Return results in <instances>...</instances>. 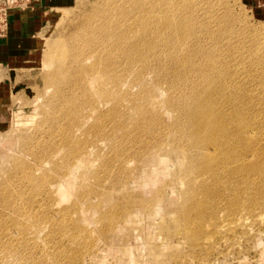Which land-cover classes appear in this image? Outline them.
I'll return each mask as SVG.
<instances>
[{"label":"rangeland","instance_id":"374dc122","mask_svg":"<svg viewBox=\"0 0 264 264\" xmlns=\"http://www.w3.org/2000/svg\"><path fill=\"white\" fill-rule=\"evenodd\" d=\"M189 1L193 0H178V3L183 6V3ZM114 2L116 0H75L69 8L57 11L53 21L38 36L41 41L39 49L5 80L7 96L2 99L7 100L6 112L0 114V194L15 180L11 178L17 163L28 161L25 150L29 143L39 141L43 146L50 147L56 141V146L58 149L60 147L62 153L52 155V161L45 166L50 175L48 198L45 192L32 193L33 211L40 212L39 215L47 214L48 222L41 218L36 232H31L34 236L30 234L33 237L28 236L22 241L15 255L0 256V264H264V185L259 194L254 188L256 181L264 180V18L257 17L245 0H196L197 3L200 2L196 7H189V4L182 9L186 14L192 11L195 14L193 19L199 21L203 20L202 14L206 7L209 11L214 9L212 17L214 21L219 20L211 24L214 27L212 30L209 29L210 26L204 25H194V28L200 33L206 29L215 32L213 35L219 36L217 50H226L230 46L226 56L232 57L229 58L227 68L230 70L235 64L237 69H233L234 78L238 77L237 81L240 82L238 94L242 91L239 98L250 103V109L248 107L246 111L243 110L242 115L248 112L243 118L245 116L247 124H252L249 129L254 131V139L244 142V146L249 148L246 152L242 151L247 165L241 169V174L237 173L232 177L229 172L222 170L226 168L225 164L219 162L221 165L215 166L216 164L208 163L198 152L192 150V145L185 137L190 130L188 120L191 115L188 112L193 106H196L193 110L199 107L201 101L198 96L194 98V94L196 97L204 89L200 85L193 87L194 89L189 85V89H185L184 85L191 84V80L196 78L172 74V64L168 61L171 58L168 59V55L164 54L158 58L166 50L162 48L160 41L154 39L152 41L159 44H154L157 48L152 49L147 41H142L144 46L141 42H135L138 49L144 50L142 53L150 56L139 57L141 63L138 57H135L138 60L130 58L133 62L132 66L129 62L131 68L125 66V59L119 58V54H113L111 78L119 85H115V91L113 89L116 96L112 94L110 102H107L110 96L97 99L100 110L89 114L92 115L91 120L86 119L79 128L85 130L86 136H81L77 128L70 133L71 140L73 139L70 147L77 148L76 153L69 154V148L62 147L60 141L63 139L60 137L64 135H59V127L48 123L47 116L53 106V99L57 100V96H53L56 91H53L55 86H50V79L62 76L60 69L66 65L60 64L62 60L56 53L64 45L65 58L71 57L78 43L77 36H82L81 39L90 38L92 29L103 27L106 20L115 17V11L111 9ZM124 3L121 4L126 6ZM223 10L228 13L225 14L227 17L223 16L228 22L233 21L232 24L224 23L221 14ZM221 18L223 22L220 21ZM188 25L189 22L186 27ZM142 32L140 36L143 35ZM85 33L89 36L83 35ZM145 34L146 38L149 36L150 43L152 31L145 30ZM116 42L118 40L115 38H106L107 46L101 45L99 52L103 53L106 48L114 51ZM186 44L188 46L190 42ZM196 45L204 51L210 46L204 38L197 40ZM144 47H148L147 51ZM213 52L209 54H214ZM152 55L155 59L151 58ZM103 56L111 58L107 53ZM259 56L262 57L258 58ZM153 68L157 71L156 74L151 73ZM194 69L202 70L203 67L194 66ZM103 74L110 76V71L106 73L104 70ZM201 82L202 80L199 84ZM145 90L149 93L148 97H151L148 101ZM230 93L233 94V90ZM191 99L200 103L195 105ZM187 101L192 102L188 104ZM220 103L218 101L210 108L217 111L224 109L226 104L224 106ZM185 106L191 107L186 109ZM114 109H118L119 114ZM98 118L99 124L93 128L94 120ZM253 147L258 149L256 156L250 154ZM189 149L191 152H188ZM214 166L215 170L208 172ZM229 167L233 168L232 165ZM216 176L219 177L218 182ZM250 178L254 179L253 183H250ZM193 180L200 184L193 183ZM210 180H215L216 184ZM193 187L197 191L196 195L193 194ZM252 194L261 198L258 199L260 204L256 201L259 206L250 205ZM197 195L200 198H196L195 205ZM26 197H30V194ZM191 213L196 214L192 216ZM207 215L212 217L211 221ZM198 216L199 219H205L200 221ZM196 227L200 228L199 234V228ZM0 234L7 235L8 229H0Z\"/></svg>","mask_w":264,"mask_h":264},{"label":"bare ground","instance_id":"6f19581e","mask_svg":"<svg viewBox=\"0 0 264 264\" xmlns=\"http://www.w3.org/2000/svg\"><path fill=\"white\" fill-rule=\"evenodd\" d=\"M124 1L123 0H120V1L116 0V2L113 3V6L111 5L112 6L111 9L113 11H115V17L110 19V20H106L103 27H100L97 29L96 28L92 29L90 31V38L84 37L81 39L82 36L81 37H80V35L77 36V40H78L77 42L78 43H76V45L73 49V51H75V53L73 52L74 54H72L71 57L65 58V49H64L65 47L63 44H62L63 46L59 50L60 53L59 52L56 53V54H59L58 56L62 60L60 64L62 66H64L65 64L66 65H65V67H62L60 69V73H61L60 75L63 74L62 76H60V77L57 76L58 78L50 79L51 80L50 86L51 87L55 86L53 91L54 92L56 91V92L53 94V96H57V100H54L52 98L54 101V102L51 101L53 103V106L50 107V110L48 111L47 116H48V123L51 126L59 127V131H61L59 133V135H64V136L60 137V139H63L62 141H60L62 144V147L66 148V149L69 148L68 149L69 154L76 153L78 151V150H76L77 148H74L72 146L70 147V145L72 144V141H73V139L71 140L70 133L72 134L73 130H76V128L78 131V129L82 125V122L83 121L85 122L86 119L91 120L92 115H89V114H92V113L100 110V108H98L100 106L97 105V99L98 98H101V97L105 98V96H110V99L107 100V102H110V100L112 99L111 96L113 97V95H115L114 91H115V89H117V88H115V85H118V84H116L115 81H113V79L111 78L112 67H113V63H114V62L111 63V60L113 58V54L117 53L120 55L119 58L120 57H122V59L124 58L125 59L124 64L126 67L129 66V64H130L129 62H131L130 66H132L133 62L131 60H129L130 58L136 59L135 57H138V59L140 61L139 63H141V60L139 57L146 56L145 55L146 53H142L144 50L141 51L140 50L141 48L138 49L137 43L135 44V42H141L142 43V41H145V43H146V41H147L148 46L152 49V48H157V47H155V45H158L159 43L158 44H157V42L154 43V40H158L162 43V44L161 43L160 44L163 47L161 45L160 46L166 50V53L164 51V53L161 54V52H160L161 55H158V53H159V51H158V53L156 55H158V58H160L159 56H162L163 54L165 56L168 55L167 56L168 59L171 58V60H168L169 63L172 64V66H170V67L173 69V71L170 69V67L168 68L171 70V73L172 74L178 73L185 78H187V77L196 78V80H194V81L191 80L192 81L191 84L186 83L184 85L185 89H187L189 85L192 88L193 87L195 88V87H197V85L198 86L200 85V88L202 90L204 89L203 93H200V92L197 93L196 92L197 93L196 97L194 94V98H197V96H198V99L201 101V103H200L198 101V99H196L200 103L199 104L196 102L197 104H199L198 105L199 107H197L194 110H193V107L195 108L196 106H193V107L190 106L192 109H189L190 107L189 108L187 107L190 111L188 113L191 115V117L188 120L190 122V124L188 123L190 125V127H189L190 130L188 129L189 130L188 133L185 132L186 133L185 137L187 136L186 138H188V142L192 145V147H191V148H193L192 150H195V152H198L199 155L202 156V158H204L208 163L211 162L212 164L213 163L216 164L215 166H217V164L221 165L220 163L225 164L226 168L222 169V170H226V172H229L231 174L230 176H232L234 174L236 175L237 173L241 174V169H244L245 166L247 165L246 164L247 162H244V159L242 157V154H243L242 151L246 152L249 150L248 147L244 146V142L251 141L252 139H254L253 138L254 137V134H253L254 131L252 132V130L249 129V125H252V124H247L246 121L248 119H246L245 116H244L245 119L243 118V115H246L248 112H246V114L242 115L243 110L246 111L248 107L250 109V103L245 102L243 100V98H239V94L242 91H240V93L238 94V92L240 90L238 83H240V82L237 81L238 77L234 78L233 69L236 68L234 66L235 64H233L231 66L230 70H228V68H227L228 63H229V58L232 57V56L231 57L226 56V52L230 48V46L226 50H222V51L217 50L216 46H217V42H218L217 40H218L219 36L217 35V37H218L217 38L216 35H213V33H215V32L209 31V29L212 30V28H214L211 26V24L213 25L215 21L217 22L219 20V19H217L214 21V17H212L214 9L212 11H209L207 9V7L205 6L206 11H204L202 14L204 16V18L202 21H199V20L193 19V15H195V14H193L192 11L189 14L183 13V11H182V9L187 7L189 4H190L189 7H196L198 4H200V2L197 3L196 0L189 1V3L187 2L185 4L183 3V6L179 5L178 0H128L127 2L125 1V3H124ZM194 2L196 5L194 4ZM121 3L126 4L127 7L125 5H122ZM219 7H222V6H219ZM224 9H226V8H224ZM110 11L111 10H109V12ZM226 13L227 12H225V11L221 12L222 16H223V14L225 15ZM225 17H227V16L225 15ZM225 17L223 16L224 23L225 24L231 23V21L228 22L225 19ZM228 19H231V17ZM220 21L223 22V19ZM188 22L190 23V25H188L186 27V24ZM222 22H220V23H222ZM236 22H238V21L236 20ZM232 23H233V21H232ZM234 24H235V22H234ZM194 25H198V26L204 25L206 27H209V26L210 27L208 30L206 29L205 32L200 33L197 31V29L195 30ZM112 26H113V29L111 30ZM226 26H229V25H226ZM183 28H185V30H183ZM231 29H230V32H232ZM145 30L146 31H152L153 35H151V36H153V37H150L151 38L150 43H149V39H148L149 36H148V38H146L147 36H145L146 35ZM216 30H219V29H216ZM140 32H142L143 35L141 34V36H140ZM83 35L89 36L88 33H85ZM106 38H108V39H114L115 38L118 40V42H116L117 43L116 49L114 51H111V50H109V48H106L104 50V52L101 53V52H99V47L101 45H103V46L105 45V39ZM202 38H204V40L206 41V43H208V45L210 44L209 48L207 46H206L207 48H205V51L207 54L205 53V51L201 47H198L196 45L197 40H200ZM152 39H154V40L152 41ZM191 41H193V42H191ZM189 42H190V44H188V46H187L186 43H189ZM80 43H81V45H80ZM145 43L143 42L142 46H144ZM152 43H153V45H152ZM236 44H237V42H236ZM105 46H107V45H105ZM139 46H140V44H139ZM144 48H146V51H147L148 47H144ZM138 50H140V52ZM149 51H152V50H149ZM212 51H214L213 52L214 54H209ZM153 52H154V49H153L152 53ZM104 53H107V56L111 57V58H103ZM147 54H149V52ZM251 54H252V52H251ZM255 55L258 56L257 54H255ZM148 56H150V54L147 55L146 57L149 58ZM152 57H153V55L151 56V58ZM155 57H156V60H158L157 56H155ZM261 57L259 56L258 58H261ZM174 58H176V59H174ZM200 58H201V61H200ZM90 59H91V62H90ZM117 59H118V57H117ZM138 59H136V60H138ZM119 60H121V59H119ZM136 60H134V62ZM147 61H148V59H147ZM142 63L144 64L145 62H142ZM156 63H157V61L154 64H156ZM238 63L239 62H237V65H238ZM145 64H147V63H145ZM137 65L135 64V66H137ZM199 65H201V67H203L202 70L201 69H194V66H199ZM238 66H240V65H238ZM126 67H125V69H126ZM144 68H145V66H144ZM104 70H106V73L108 71H110V76H105V74H103ZM151 71H152L151 73L157 72L154 70V68L151 69ZM196 72L198 74H194ZM201 80H202V82H201V84H199V82ZM231 83H233V84H231ZM113 89H114V91H113ZM110 90L113 92H111ZM118 90H119V88H118ZM191 90L188 91V94L191 92ZM195 90H194V93H195ZM230 90H231V92L233 90V94L230 93ZM147 94H149V93L146 91L145 96ZM229 94H231V95L229 96ZM192 96H193V94H192ZM146 98H147L146 101H148V98H151V97L150 96L148 97V95H147ZM186 98L188 99V97H186ZM194 98H192V99H194ZM187 99H185V100H187ZM101 100H102V98H101ZM135 101H137V100H135ZM141 101H143V100H141ZM218 101L219 102L221 101V103H223L224 106L226 104V107H224V109L222 108V110H220V111H217V110L210 108L214 104H217ZM51 102H50V104H51ZM102 102H104V101H102ZM107 102L105 100L106 104H107ZM112 102L113 101H111V103ZM114 102H116V101H114ZM142 103H144V102H142ZM186 103H188V101ZM190 103H188V104H190ZM196 103H195V105H196ZM184 104H185V102H184ZM152 105L154 106V104H152ZM191 105H193V104H191ZM119 106H120V104H119ZM217 106H216V108L218 109ZM101 107H102V105H101ZM113 107H115V106H113ZM185 108H186V106H185ZM115 110H116V113L119 114V110L114 109V111ZM150 113H152V112H150ZM240 114H241V119H240ZM99 115H100V111H99ZM127 115L128 114L126 113V116ZM144 115H145V113H144ZM246 117H248V116H246ZM99 118L94 120L93 124L95 126H92L93 128H96L98 126L99 121H100ZM101 118H104V117H101ZM123 118H125V116ZM140 118L142 119V117H140ZM144 119L146 120V118H144ZM65 120H67V122ZM88 122L89 121H87V123ZM138 122H139V120H138ZM186 122H187V120H186ZM249 122H250V120H249ZM182 127L184 128V126H182ZM184 129H187V128H184ZM84 131L82 129H79L78 132H80L81 136H86V133ZM178 132H177V134H179ZM180 132H181V130H180ZM160 134H162V133H160ZM174 134H172V135H174ZM87 135H88V133H87ZM167 137H169V136H167ZM75 138H77V137H75ZM183 142H185L184 139H183ZM186 144L188 145V143H186ZM28 146L29 147L26 148V150H25L26 158L28 161L17 163V165L15 167L16 170L14 172V175L11 178L12 180L15 178V180H13L8 185V187L6 189H4V191L0 194V199H1L0 229H4V228L8 229L7 235L0 234V256L8 255L7 257H9V254L15 255V253L18 252V249L21 246V244L24 242V240H26V238H28V236L33 235V233H31V232L35 231L38 228L39 220H41V218L44 220H47V218H48L47 214L39 215L40 212L33 211V208H32L33 207V197H32L33 194L32 193L45 192L46 197L48 198L47 188L49 187V184H50L49 183L50 175H49V172L46 170L45 166L49 161H52L51 160L52 155L62 153V151H61L60 147H59V149L57 148L56 141H53V143L51 144L50 147L43 146L41 144V142H39V141L35 142L34 144L29 143ZM188 148H190V147H188ZM257 150H258L257 148H254L250 154H252V156H256ZM43 152H44V154H43ZM188 152H191L190 149ZM187 154L188 153H186V155ZM214 158L216 160H214ZM192 159L193 158H191V160ZM195 159H196V157H195ZM191 160L188 159L189 162ZM193 162L194 161H192V163ZM193 164H195V163H193ZM229 164H231L233 166V168L229 167V166H231ZM55 166L59 167V165L57 163H55ZM209 166L212 167V165H209ZM215 166H214V168L210 169L208 172L212 173V170L213 169L215 170ZM248 166L251 167L250 165H248ZM218 167H217V169H218ZM223 167H224V165H223ZM190 169L194 170L192 168H190ZM250 169H252V168H250ZM191 170H190V172H192ZM197 170L198 169L196 168V171ZM204 171L206 172V169ZM219 171H217V172H219ZM250 171H252V170H250ZM214 173H216V172H214ZM16 174H18V176H16ZM223 174H224V172H223ZM198 175H200V174H198ZM207 175H205V176L207 177ZM226 175H228V174H226ZM187 176H185V178H187ZM251 176H252V174H251ZM189 177H190V175H189ZM196 177H199V176H196ZM212 177H214V176L212 175ZM200 178H201V175H200ZM202 178H203V176H202ZM218 178L219 177L216 178L217 182L219 181ZM204 179H205V177H204ZM189 180H191V179H189ZM189 180H187V181L190 182ZM196 180H199V179L196 178ZM196 180L195 181L193 180V183L195 182L198 184V182ZM221 180H220V183L222 182ZM252 180H254V179L252 178ZM252 180L250 178V183H253ZM211 182L212 183L214 182L216 184L215 180L211 181ZM184 183H185V180H184ZM206 183L207 182L205 181V184ZM230 183H232V182H230ZM230 183H227V184L229 185ZM255 183H257V184H255V187H254L255 191L257 194H259V190H260L261 186L264 185V180H259V181H256ZM182 184H183V181H182ZM64 185H65V183H64ZM187 185H190V184H187ZM193 185L194 184H192V186ZM197 187H199V186H197ZM212 187H214V186L212 185ZM209 188L211 189V187H209ZM194 189L195 188L193 187V190ZM193 190H192V192H193ZM205 190L206 189L204 188V191ZM262 191H263V189H262ZM190 192H191V190H190ZM190 192H189V194H190ZM194 192L195 193H193V194L196 195L197 191L194 190ZM201 192L204 193L203 191H201ZM214 192H215V190H214ZM27 194H30V197H26ZM257 194H256V196H254L255 194L251 195L250 205H252V204L257 205L259 203L258 199H261V198H259V196H257ZM190 195H192V194H190ZM198 195L194 199V204H195V200L197 201L196 198L198 197ZM204 195H205V193H204ZM211 195H212V193H211ZM262 195H263V193H262ZM189 197H191V196H189ZM198 198H200V197H198ZM62 199H65V197ZM201 200H202V198H201ZM191 201H193V199ZM207 201L209 202L208 199H207ZM256 201L258 203H256ZM199 202L200 201L198 199V203ZM34 204H36V202ZM190 204H192V203H190ZM259 204H258V206H259ZM195 205H197V203ZM195 205H194V207H195ZM200 205H201V203H200ZM261 205H262V202H261ZM186 206H188V205L186 204ZM200 207H198V208L201 209L202 207L201 208ZM185 212L187 213V210ZM194 212H196V211H194ZM215 212H216V210H215ZM187 214H189V212ZM187 214H186V216H188ZM193 214L194 213H191L192 216H193ZM201 214H203V213H201ZM194 218H196V217H194ZM211 218L212 217H209L208 219H210V221H211ZM192 219H193V217H192ZM198 219H199V216H198ZM204 219H199V220L201 221ZM190 221H191V219H190ZM190 221H188V222H190ZM192 221H196V220H192ZM47 222H48V220H47ZM199 227H196V229ZM197 230H198V233L195 231L194 232L199 234L200 228ZM201 230H202V228H201ZM194 232H192V233L195 235ZM201 232L202 231H200V233ZM41 233L40 234L38 233L39 236L41 235ZM191 235H190V237H191ZM194 235H192V236H194ZM33 236H31V237H33ZM192 238H194V237H192ZM3 260H4V257H3ZM12 264H16V262H13Z\"/></svg>","mask_w":264,"mask_h":264},{"label":"crops","instance_id":"0c3cea01","mask_svg":"<svg viewBox=\"0 0 264 264\" xmlns=\"http://www.w3.org/2000/svg\"><path fill=\"white\" fill-rule=\"evenodd\" d=\"M75 0H37L25 11L13 10L8 16V34L0 40V114L6 112L5 80L36 52L39 35L53 21L56 12L69 8ZM257 17L264 18V0H245ZM0 117V121H1Z\"/></svg>","mask_w":264,"mask_h":264},{"label":"built area","instance_id":"2783aa9c","mask_svg":"<svg viewBox=\"0 0 264 264\" xmlns=\"http://www.w3.org/2000/svg\"><path fill=\"white\" fill-rule=\"evenodd\" d=\"M37 0H0V40L8 34V16L13 10L25 11Z\"/></svg>","mask_w":264,"mask_h":264}]
</instances>
